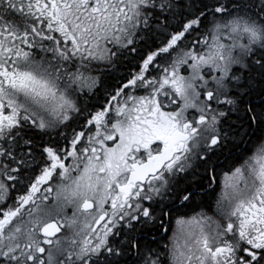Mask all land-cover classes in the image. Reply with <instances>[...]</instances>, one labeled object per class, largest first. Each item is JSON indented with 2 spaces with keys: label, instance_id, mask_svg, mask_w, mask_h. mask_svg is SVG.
<instances>
[{
  "label": "snow or ice",
  "instance_id": "obj_1",
  "mask_svg": "<svg viewBox=\"0 0 264 264\" xmlns=\"http://www.w3.org/2000/svg\"><path fill=\"white\" fill-rule=\"evenodd\" d=\"M0 264H264V0H0Z\"/></svg>",
  "mask_w": 264,
  "mask_h": 264
},
{
  "label": "flooded vegetation",
  "instance_id": "obj_2",
  "mask_svg": "<svg viewBox=\"0 0 264 264\" xmlns=\"http://www.w3.org/2000/svg\"><path fill=\"white\" fill-rule=\"evenodd\" d=\"M169 235H170V233H169ZM167 239V237H164V240H166Z\"/></svg>",
  "mask_w": 264,
  "mask_h": 264
}]
</instances>
